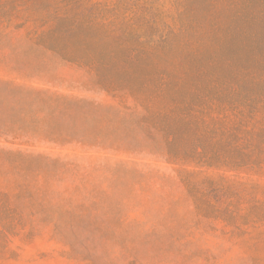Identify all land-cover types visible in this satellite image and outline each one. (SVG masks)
Segmentation results:
<instances>
[{"label": "rangeland", "instance_id": "1", "mask_svg": "<svg viewBox=\"0 0 264 264\" xmlns=\"http://www.w3.org/2000/svg\"><path fill=\"white\" fill-rule=\"evenodd\" d=\"M0 264H264V0H0Z\"/></svg>", "mask_w": 264, "mask_h": 264}, {"label": "crops", "instance_id": "2", "mask_svg": "<svg viewBox=\"0 0 264 264\" xmlns=\"http://www.w3.org/2000/svg\"><path fill=\"white\" fill-rule=\"evenodd\" d=\"M10 77L8 76V75H6V74H0V79H3V80H6V81H8L9 83H11V84H14V85H22V84H19V83H17V82H15V81H12L11 79H9ZM3 135L4 133H2V132H0V135Z\"/></svg>", "mask_w": 264, "mask_h": 264}]
</instances>
